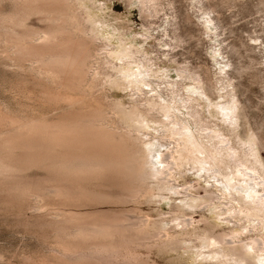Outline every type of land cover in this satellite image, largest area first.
Listing matches in <instances>:
<instances>
[{"label":"bare ground","instance_id":"obj_1","mask_svg":"<svg viewBox=\"0 0 264 264\" xmlns=\"http://www.w3.org/2000/svg\"><path fill=\"white\" fill-rule=\"evenodd\" d=\"M13 1L15 9L0 14V46L46 81L45 98L65 111L54 119L1 116L7 128L0 125V176L11 195L33 197L62 244L63 264H148L156 247L173 254L181 247L177 258L195 264H264L262 165L250 160L252 153L242 155L195 97L180 92L186 79L202 82L199 73L185 64L176 69L178 79H152L157 73L140 48L123 38L113 43L101 18L76 0ZM137 1L146 16L156 10L157 0ZM29 13L44 26L29 27ZM206 21L210 29L213 19ZM225 75L226 67L215 80ZM106 87L128 91L129 101L93 97ZM32 167L45 177L19 176ZM186 170L204 185H176L175 175ZM48 196L55 202L46 203ZM169 196V213L152 217L149 211ZM96 201L104 205L87 204ZM197 209L208 215L194 219ZM226 223L244 231L215 229ZM243 232L254 235L242 239Z\"/></svg>","mask_w":264,"mask_h":264},{"label":"rangeland","instance_id":"obj_2","mask_svg":"<svg viewBox=\"0 0 264 264\" xmlns=\"http://www.w3.org/2000/svg\"><path fill=\"white\" fill-rule=\"evenodd\" d=\"M76 1L88 6L93 14L101 18L103 34L114 37L113 43L123 38L129 45L140 48V58L144 61L148 59L145 65L152 66L157 73L152 79H178L180 76L176 69L185 64L197 71L203 81L186 79L182 82L186 89L180 92L195 97L202 105L204 115L230 136L243 156L248 158L252 153L250 160L259 167L262 165L260 168L264 171V0H157L156 10L147 16L141 12L137 0ZM14 4L13 0H0V14L12 12L16 7ZM208 17L213 19L210 29L208 21L205 22ZM40 19L39 14L29 13L26 24L42 28L44 22ZM14 63L0 46V117L4 115V118H17L19 121L42 116L54 119L65 111L61 103L48 102V98H45L46 91L51 89L46 81L35 76L27 64L23 63L22 66L21 63ZM240 65L245 70L241 71ZM132 67L133 70L137 68L136 65ZM224 67L227 75L216 81L215 78L222 76ZM210 80L214 88L209 85ZM164 85L168 84L160 85L161 95L169 98L171 89H164ZM150 93L153 92H148V95ZM97 96L106 100L117 98L126 103L129 101L128 91L116 87H106L93 97ZM1 126L0 131L7 128ZM252 135L256 139H250ZM217 166L221 167L222 164L217 162ZM33 167L22 170L24 172L19 176L29 180L45 177L41 169ZM175 177L176 185H193L198 180L201 186L205 182L197 178L192 170H186L182 175L176 174ZM1 179L0 264H63V258L58 253L61 247L57 249L62 244L59 241L57 245L58 239L53 230L49 229L48 224L44 226L48 218L42 214L43 211L34 208L37 204L34 201L32 203L33 197L30 196L31 200L26 195L12 196L6 187L9 181L3 177ZM112 191L116 192L115 189ZM194 193L202 194V189ZM43 198L46 203L48 200L55 202L50 197ZM94 203L87 204L93 207L104 205L98 201ZM172 203L169 196L156 211L153 209L149 213L152 217L161 211L168 214ZM205 214L208 215V211L197 209L192 216L198 219ZM215 229L244 231L240 227H230V223L221 224ZM249 235L254 234L243 232L241 238L245 239ZM193 242L198 243L196 240ZM152 251L148 264H195L177 258L175 252H183L181 247L174 254L162 253L157 247ZM140 252L144 253L145 250Z\"/></svg>","mask_w":264,"mask_h":264}]
</instances>
